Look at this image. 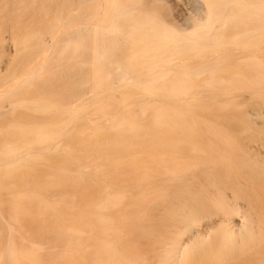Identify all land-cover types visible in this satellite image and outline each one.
<instances>
[{"label": "bare ground", "instance_id": "6f19581e", "mask_svg": "<svg viewBox=\"0 0 264 264\" xmlns=\"http://www.w3.org/2000/svg\"><path fill=\"white\" fill-rule=\"evenodd\" d=\"M0 264H264V0H0Z\"/></svg>", "mask_w": 264, "mask_h": 264}, {"label": "rangeland", "instance_id": "374dc122", "mask_svg": "<svg viewBox=\"0 0 264 264\" xmlns=\"http://www.w3.org/2000/svg\"><path fill=\"white\" fill-rule=\"evenodd\" d=\"M5 35H7V33H5Z\"/></svg>", "mask_w": 264, "mask_h": 264}]
</instances>
